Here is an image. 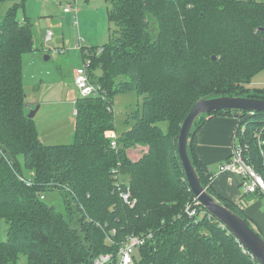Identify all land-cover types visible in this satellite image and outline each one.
I'll return each mask as SVG.
<instances>
[{
    "label": "trees",
    "instance_id": "obj_1",
    "mask_svg": "<svg viewBox=\"0 0 264 264\" xmlns=\"http://www.w3.org/2000/svg\"><path fill=\"white\" fill-rule=\"evenodd\" d=\"M109 1L115 28L104 51L92 56L90 70L106 98L77 99L75 140L68 144H44L27 114L22 54L34 47L31 24L20 23L17 6L0 21V222L8 225L7 239L0 236V264H18L21 255L28 264H92L103 253L118 264L127 236L147 231L153 237L138 248L135 264H262L202 205L199 215L186 213L195 194L178 137L204 97L264 99V88L247 87L264 69V1ZM129 91L143 95V104L127 118L131 127L117 134L115 149L114 97ZM209 114L194 124L190 156L209 192L251 224L214 190L213 174L196 153L197 134L216 115L234 116L244 127L240 140L250 146L246 158L264 175V111ZM137 145L149 148L134 160L128 150ZM118 167L121 188L129 186L137 199L134 207L120 197ZM25 169L35 172L31 185L20 178L27 177ZM53 189L64 194L65 212L42 198Z\"/></svg>",
    "mask_w": 264,
    "mask_h": 264
},
{
    "label": "rangeland",
    "instance_id": "obj_2",
    "mask_svg": "<svg viewBox=\"0 0 264 264\" xmlns=\"http://www.w3.org/2000/svg\"><path fill=\"white\" fill-rule=\"evenodd\" d=\"M40 1L26 0L25 6L22 7L18 5L19 0H0V21L15 6L18 7L19 20L22 19L24 11L36 14L31 18L36 30L34 47L22 54L27 114L39 106L33 118L38 129V137L44 144H68L74 142L76 134L77 116L74 114L75 105L71 98H80L79 90L75 88L72 80V72L83 64V53L86 48L104 46L110 40L115 28V24L109 20V9L112 4L109 0H78L80 13L78 12L77 22L73 15L62 20L63 24L58 29L59 20H52L51 15L63 12V8L67 7L71 0L63 2L62 5L58 1L56 5L46 7H44L46 0ZM49 31L54 35L51 40L46 41ZM47 54L51 59L45 58ZM247 87L264 88V69L253 75ZM143 97L137 91L119 93L114 97L113 110L117 134L120 135L131 127L133 122L127 123V118L142 107ZM202 115L211 117L209 113L200 116ZM162 126L166 129L167 122H162ZM20 159L23 160L22 157ZM34 174V171L25 169L28 178H33ZM123 180L126 181V178L123 177ZM44 194L46 196L44 199L51 206L65 212V197L59 189L49 190ZM244 214L246 215L245 212ZM7 226L6 220L3 219L0 222L2 239H7ZM18 264H28L27 256L21 255Z\"/></svg>",
    "mask_w": 264,
    "mask_h": 264
},
{
    "label": "crops",
    "instance_id": "obj_3",
    "mask_svg": "<svg viewBox=\"0 0 264 264\" xmlns=\"http://www.w3.org/2000/svg\"><path fill=\"white\" fill-rule=\"evenodd\" d=\"M38 1L41 2L40 0ZM58 1H60L59 3L62 5L63 2L65 3L68 0H46L47 3L44 4V7L48 5H56ZM69 4H72L75 8L69 12L65 11L63 8V12L59 14L52 13L51 15L52 20H59L60 25L58 26V29H60L63 24L62 20H65L73 15V18L76 19L75 22H77L79 15L78 0L77 5H75V0H71V3ZM35 15L36 14L24 11L22 19H18L22 24H31L34 38L36 37V30L34 29V21H32L31 18ZM53 35L51 38H48L47 33L46 41L51 40ZM54 53L57 54L56 52ZM47 56L48 59H51V56L48 54L45 58ZM61 62L62 59L59 60V63ZM75 70L76 68L72 72V80L75 88H77L75 84ZM75 98H71L73 105H75V101L77 100ZM75 107L74 114L76 115ZM239 128L240 124L234 116L216 115L213 118H210L201 126L197 134L198 142L196 146V153L199 159L202 160L206 166H208V169H210L209 171L213 174L212 186L214 190L227 199L233 201L239 208H241L248 216L252 226H254L259 233L264 235V194L261 191L257 193H247L242 185V177L236 171H226L220 173L221 163L226 161L227 158L232 155L233 146L239 141V138H237L235 134L237 132H240L241 134L243 133V130ZM148 148L149 147L147 145H137L128 150V155L132 159L138 160L143 153L148 150Z\"/></svg>",
    "mask_w": 264,
    "mask_h": 264
},
{
    "label": "water",
    "instance_id": "obj_4",
    "mask_svg": "<svg viewBox=\"0 0 264 264\" xmlns=\"http://www.w3.org/2000/svg\"><path fill=\"white\" fill-rule=\"evenodd\" d=\"M216 57V56H214ZM48 59V56L46 57ZM101 75L102 72H99ZM39 106L29 117H34ZM220 110L264 111V99L249 96H216L200 99L185 118L178 137V152L191 190L200 204L228 228L243 246L264 264V236L238 212L213 196L203 185L189 152L192 129L203 113ZM55 209V206H51Z\"/></svg>",
    "mask_w": 264,
    "mask_h": 264
},
{
    "label": "built area",
    "instance_id": "obj_5",
    "mask_svg": "<svg viewBox=\"0 0 264 264\" xmlns=\"http://www.w3.org/2000/svg\"><path fill=\"white\" fill-rule=\"evenodd\" d=\"M75 5H77V0H75ZM75 7L72 4H69L64 8L65 11L69 12L73 10ZM53 35L52 31L48 32V38H51ZM105 47L100 46L95 48L94 50L91 48H86L84 51V61L81 66H79L75 70V84L79 90L80 97H87L91 95L100 94L103 98H106L105 91H100L99 85L95 84L91 78V66H92V56L95 53H100L104 51ZM96 85L98 87H96ZM77 101V100H76ZM75 101V105H76ZM75 113H78V109L75 107ZM244 133V127L242 128ZM242 133V135H243ZM236 137L239 138V141L236 142L232 149V155L229 160H226L221 163L220 173L226 171H236L242 177V185L247 193H257L261 191L264 194V175L261 174L255 167L253 163H251L245 156V152H247L250 148L248 141L245 142L240 140V135L237 132ZM112 137V147L117 149V133L111 132ZM115 177L118 179L117 186L119 190L120 197L122 200L129 204V206L134 207L137 203V199L133 196L132 191L129 186L126 188H121L120 183L122 182L119 173V167L115 169ZM21 180L25 181L28 185H31L34 181L32 178H27L25 176H20ZM67 191H71L70 187L64 185L60 186ZM45 194H42V198H45ZM201 207L200 202L197 198H194L193 202H190L186 206V213L190 216L199 215V208ZM202 213V211H201ZM204 214V212L202 213ZM209 218L213 217L209 212ZM224 225V224H223ZM113 233H116V230H113ZM111 240V236H109ZM153 237L152 231L142 232V233H131L127 236L126 240L121 244L119 248V262L118 264H135V254L140 246L145 244L149 239ZM113 254L111 253H103L96 257L92 264H109L113 260Z\"/></svg>",
    "mask_w": 264,
    "mask_h": 264
}]
</instances>
